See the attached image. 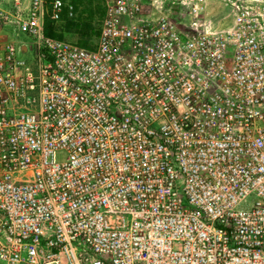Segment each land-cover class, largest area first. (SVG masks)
<instances>
[{"label": "built area", "instance_id": "built-area-1", "mask_svg": "<svg viewBox=\"0 0 264 264\" xmlns=\"http://www.w3.org/2000/svg\"><path fill=\"white\" fill-rule=\"evenodd\" d=\"M103 1L0 0V264H264V12Z\"/></svg>", "mask_w": 264, "mask_h": 264}, {"label": "rangeland", "instance_id": "rangeland-1", "mask_svg": "<svg viewBox=\"0 0 264 264\" xmlns=\"http://www.w3.org/2000/svg\"><path fill=\"white\" fill-rule=\"evenodd\" d=\"M66 1L72 6L73 12L66 13L63 20L52 23L53 34L83 47H95L98 44L104 20V1ZM235 1L249 6L251 12L257 14L264 12V1L262 0H205L203 20L211 22L215 30L233 28L235 15L232 10V2ZM171 14L180 26H188L191 16L186 6L174 5ZM63 156L64 154H61L60 158Z\"/></svg>", "mask_w": 264, "mask_h": 264}, {"label": "trees", "instance_id": "trees-1", "mask_svg": "<svg viewBox=\"0 0 264 264\" xmlns=\"http://www.w3.org/2000/svg\"><path fill=\"white\" fill-rule=\"evenodd\" d=\"M104 10H105V8H104ZM104 15H105V11H104ZM52 21L51 20H47V24H46V31H47V33L49 34V35H52V36H55L54 34H53V32H52ZM56 37V36H55Z\"/></svg>", "mask_w": 264, "mask_h": 264}]
</instances>
